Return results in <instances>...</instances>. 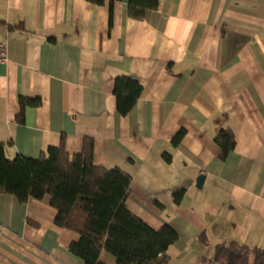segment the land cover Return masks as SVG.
Masks as SVG:
<instances>
[{"label": "crops", "instance_id": "1", "mask_svg": "<svg viewBox=\"0 0 264 264\" xmlns=\"http://www.w3.org/2000/svg\"><path fill=\"white\" fill-rule=\"evenodd\" d=\"M156 1L136 20L129 0H0V143L11 159H38L62 143L79 155L91 140L96 167L132 177L128 209L177 232L165 264H204L231 242L264 250V0ZM118 77L143 87L127 116ZM21 98L40 106L21 116ZM223 128L236 142L225 161ZM51 202L0 196V264H84ZM100 260L117 264L106 251Z\"/></svg>", "mask_w": 264, "mask_h": 264}, {"label": "trees", "instance_id": "2", "mask_svg": "<svg viewBox=\"0 0 264 264\" xmlns=\"http://www.w3.org/2000/svg\"><path fill=\"white\" fill-rule=\"evenodd\" d=\"M104 6L107 0H87ZM156 0H129V16L143 20L148 11L157 10ZM110 20L113 6L108 3ZM143 87L133 77H118L114 83L117 111L127 116L135 107ZM21 116L26 107L40 106L39 99H20ZM185 131L172 140L179 146ZM225 161L235 149V138L229 129H220L214 139ZM167 162L171 157L164 155ZM132 177L121 169L96 167L93 162V142L86 140L83 152L70 156L62 143L50 147L38 159L16 156L9 158L7 148L0 143V196L12 195L20 203L30 199L52 198L58 214L56 226L79 235L78 242L70 245L72 255L84 264H104L101 253L106 251L117 264H165V255L178 241L177 232L168 225L154 230L135 216L127 207ZM185 191L174 194L180 204ZM200 239L205 242V236ZM204 264H264V250L250 248L237 242L220 244L214 258Z\"/></svg>", "mask_w": 264, "mask_h": 264}, {"label": "built area", "instance_id": "3", "mask_svg": "<svg viewBox=\"0 0 264 264\" xmlns=\"http://www.w3.org/2000/svg\"><path fill=\"white\" fill-rule=\"evenodd\" d=\"M8 61V48L6 43H0V64L7 63Z\"/></svg>", "mask_w": 264, "mask_h": 264}, {"label": "water", "instance_id": "4", "mask_svg": "<svg viewBox=\"0 0 264 264\" xmlns=\"http://www.w3.org/2000/svg\"><path fill=\"white\" fill-rule=\"evenodd\" d=\"M204 181H205V177L204 176H200L197 180V188L198 189H202L203 185H204Z\"/></svg>", "mask_w": 264, "mask_h": 264}]
</instances>
